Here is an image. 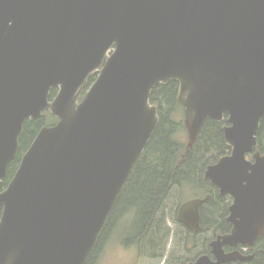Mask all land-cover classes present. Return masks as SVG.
Instances as JSON below:
<instances>
[{
	"label": "water",
	"instance_id": "1",
	"mask_svg": "<svg viewBox=\"0 0 264 264\" xmlns=\"http://www.w3.org/2000/svg\"><path fill=\"white\" fill-rule=\"evenodd\" d=\"M170 81L188 149L225 116L231 149L204 179L232 199V229L190 264L255 258L241 248L264 236V0H0V187L25 122L59 120L0 192V264L86 263L159 123L151 93ZM210 201L181 204L178 223L200 233Z\"/></svg>",
	"mask_w": 264,
	"mask_h": 264
},
{
	"label": "trees",
	"instance_id": "2",
	"mask_svg": "<svg viewBox=\"0 0 264 264\" xmlns=\"http://www.w3.org/2000/svg\"><path fill=\"white\" fill-rule=\"evenodd\" d=\"M97 76L98 74H95L88 79L83 96L94 84ZM179 89L177 81H170L153 89L150 101L159 107V123L122 187L85 264H99L109 241L117 234H120V242L122 237L123 246H136L140 256L153 261L163 260L173 236V230L167 224L164 206L175 189L183 194L189 191L196 193L195 198L211 196L210 203L200 209L202 231L195 235L185 229L184 249L187 259L181 258L180 264H189L202 255H211L210 242L218 235L230 233L232 226L227 222V218L232 199L220 197L219 191L204 179L208 166L216 164L222 157L231 153L223 132V127L227 125V116L222 122L207 120L197 143L192 149H188L180 136L185 127L182 119L184 113L178 98ZM57 94L58 88H54L49 99L53 100ZM58 122L59 120L48 112L40 119L25 122L19 139L18 155L9 165L0 192L9 186L24 154L40 130L52 127ZM258 142L259 149L264 153V120ZM177 211L174 222L179 224ZM127 219H130L128 226H122ZM249 254H255L252 261L232 264H264V236L250 249ZM168 264H171L170 257Z\"/></svg>",
	"mask_w": 264,
	"mask_h": 264
},
{
	"label": "rangeland",
	"instance_id": "3",
	"mask_svg": "<svg viewBox=\"0 0 264 264\" xmlns=\"http://www.w3.org/2000/svg\"><path fill=\"white\" fill-rule=\"evenodd\" d=\"M184 121V118L182 116ZM181 139L187 144V133L185 128L180 132ZM249 160H252V156L249 155ZM187 190H185L186 192ZM182 191L175 189L169 196L164 206V212L167 217V224L173 230V236L170 238L167 254L161 261H153L139 255L136 246L126 248L122 245V237L120 242V234L109 241L105 252L99 262V264H168L169 257L171 258V264H180V259H187V255L184 249V240L186 237L185 227L181 224L174 222V217L178 207L184 202L196 197V193L186 192L182 196ZM182 196V199H181ZM232 203V202H231ZM130 223V219H127L122 226L126 227ZM122 236V234H121Z\"/></svg>",
	"mask_w": 264,
	"mask_h": 264
},
{
	"label": "flooded vegetation",
	"instance_id": "4",
	"mask_svg": "<svg viewBox=\"0 0 264 264\" xmlns=\"http://www.w3.org/2000/svg\"><path fill=\"white\" fill-rule=\"evenodd\" d=\"M227 250V249H226ZM242 250H243V252L245 253V254H249V251H250V249H247V250H245L244 248H242ZM231 251V249L228 251L227 250V252H230ZM190 264V263H189Z\"/></svg>",
	"mask_w": 264,
	"mask_h": 264
}]
</instances>
